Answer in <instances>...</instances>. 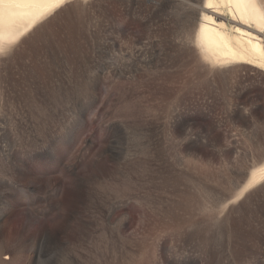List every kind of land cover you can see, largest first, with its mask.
<instances>
[{"label":"rangeland","instance_id":"374dc122","mask_svg":"<svg viewBox=\"0 0 264 264\" xmlns=\"http://www.w3.org/2000/svg\"><path fill=\"white\" fill-rule=\"evenodd\" d=\"M204 3L69 0L0 44V264H264V66L203 57Z\"/></svg>","mask_w":264,"mask_h":264},{"label":"bare ground","instance_id":"6f19581e","mask_svg":"<svg viewBox=\"0 0 264 264\" xmlns=\"http://www.w3.org/2000/svg\"><path fill=\"white\" fill-rule=\"evenodd\" d=\"M67 1L0 0V44L18 37ZM204 8L208 13H203L198 24L195 45L206 60L264 66V43L257 33L264 29L262 0H205ZM263 178L264 163L251 171L243 188L254 186Z\"/></svg>","mask_w":264,"mask_h":264}]
</instances>
